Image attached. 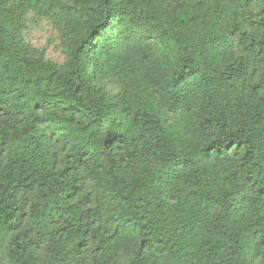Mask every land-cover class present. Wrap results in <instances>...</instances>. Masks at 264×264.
<instances>
[{
  "label": "trees",
  "instance_id": "1",
  "mask_svg": "<svg viewBox=\"0 0 264 264\" xmlns=\"http://www.w3.org/2000/svg\"><path fill=\"white\" fill-rule=\"evenodd\" d=\"M0 264H264V0H0Z\"/></svg>",
  "mask_w": 264,
  "mask_h": 264
},
{
  "label": "rangeland",
  "instance_id": "2",
  "mask_svg": "<svg viewBox=\"0 0 264 264\" xmlns=\"http://www.w3.org/2000/svg\"><path fill=\"white\" fill-rule=\"evenodd\" d=\"M48 13L40 15L36 11H30L26 19L23 37L35 54L43 55L48 61L63 65L74 48L77 39L81 36V27L74 18L67 23L64 20H60L63 16L57 17ZM98 84L105 92L111 95L121 92L120 89H128L129 92L132 89L128 87L124 80L118 82L113 77L111 79L103 77ZM118 119V126L121 130L131 131L130 125L121 116ZM160 164L153 158L148 160L141 159L138 169L143 171L150 166L152 169L158 170ZM52 254L50 247L45 246L44 250L38 255L40 262H48Z\"/></svg>",
  "mask_w": 264,
  "mask_h": 264
}]
</instances>
